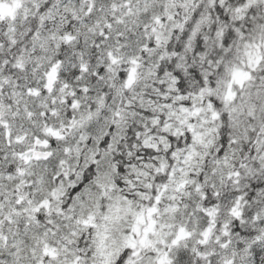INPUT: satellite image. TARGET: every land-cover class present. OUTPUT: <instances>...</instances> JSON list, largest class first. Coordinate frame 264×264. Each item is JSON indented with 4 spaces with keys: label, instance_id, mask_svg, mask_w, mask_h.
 Instances as JSON below:
<instances>
[{
    "label": "snow or ice",
    "instance_id": "obj_1",
    "mask_svg": "<svg viewBox=\"0 0 264 264\" xmlns=\"http://www.w3.org/2000/svg\"><path fill=\"white\" fill-rule=\"evenodd\" d=\"M0 264H264V0H0Z\"/></svg>",
    "mask_w": 264,
    "mask_h": 264
}]
</instances>
